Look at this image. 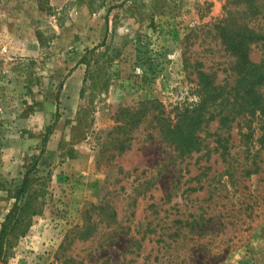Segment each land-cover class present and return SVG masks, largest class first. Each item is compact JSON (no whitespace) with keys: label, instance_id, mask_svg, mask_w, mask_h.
<instances>
[{"label":"rangeland","instance_id":"374dc122","mask_svg":"<svg viewBox=\"0 0 264 264\" xmlns=\"http://www.w3.org/2000/svg\"><path fill=\"white\" fill-rule=\"evenodd\" d=\"M229 1L0 0V230L36 157L50 176L7 264H264V193L245 210L228 183L248 148L264 157L259 115L248 140L244 119L216 116L189 156L152 117L126 151L115 140L122 108L157 100L174 118L201 71L225 87L224 105L237 99L217 29ZM262 52L253 45L255 62ZM250 180L262 191L264 174Z\"/></svg>","mask_w":264,"mask_h":264},{"label":"trees","instance_id":"16d2710c","mask_svg":"<svg viewBox=\"0 0 264 264\" xmlns=\"http://www.w3.org/2000/svg\"><path fill=\"white\" fill-rule=\"evenodd\" d=\"M224 9L225 16L219 20L217 29L227 52L234 58V89L237 99L233 103L227 101V105H224V101L228 100L225 97V87L216 85L214 78L201 71L197 77L195 101L177 108L174 118L166 116L157 100H147L135 107L122 108L119 112L120 124L114 128V132L118 133L115 140L119 152L129 148L134 129L149 117L157 121L158 132L167 144L180 156H189L202 151V130L216 116H220L222 127L237 119H244L247 132L242 134V138L248 140L253 131L250 123L259 115L263 133L260 144L264 149V0H231ZM257 43L263 48L259 62L252 58L253 45ZM97 49L87 50L81 63H91V59L97 55ZM229 104L232 107L228 108ZM219 106L224 107L225 114H214ZM261 151L253 153L248 148L244 159L238 164L236 160L228 178L233 191L244 198L240 204L247 206L245 210L261 205L264 188L262 191L261 187L251 191L250 185L252 176L264 174V157L260 155ZM38 165L39 158L36 157L35 163L24 174L19 186L9 189L10 197L15 202L0 230V264L8 263L15 241L28 232L33 217L42 213L50 176L49 173L44 174ZM247 198L252 199L251 206Z\"/></svg>","mask_w":264,"mask_h":264}]
</instances>
